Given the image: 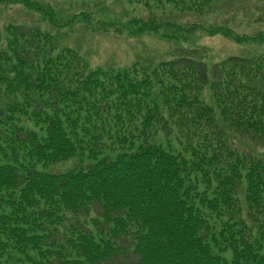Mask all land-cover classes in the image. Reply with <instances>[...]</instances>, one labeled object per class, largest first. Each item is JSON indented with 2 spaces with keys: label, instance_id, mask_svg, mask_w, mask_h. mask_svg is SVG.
I'll list each match as a JSON object with an SVG mask.
<instances>
[{
  "label": "trees",
  "instance_id": "trees-1",
  "mask_svg": "<svg viewBox=\"0 0 264 264\" xmlns=\"http://www.w3.org/2000/svg\"><path fill=\"white\" fill-rule=\"evenodd\" d=\"M219 1L142 0L149 20L116 25L85 0L67 19L0 0L52 28L0 32V264H264V55L185 44L249 40L205 20ZM77 23L176 47L93 67L60 39Z\"/></svg>",
  "mask_w": 264,
  "mask_h": 264
},
{
  "label": "rangeland",
  "instance_id": "rangeland-1",
  "mask_svg": "<svg viewBox=\"0 0 264 264\" xmlns=\"http://www.w3.org/2000/svg\"><path fill=\"white\" fill-rule=\"evenodd\" d=\"M41 4L50 5L58 12L61 19L71 18L75 14L76 4L79 0H37ZM73 1L74 8H71ZM91 10L98 14L100 8L103 14H98L106 22H127L133 19L149 20L150 14L144 7L142 0H134L128 4L126 0H85ZM214 6V7H213ZM212 7V15L205 20L211 24H223L233 30L235 35H247L249 40L237 44L223 36L208 37L204 32H198L185 40L187 46H196L206 54L209 65L218 63L231 55L255 57L264 55V0H221ZM166 12L173 9L165 6ZM48 8V6H45ZM151 8L157 17L163 18V10L157 9L151 2ZM22 7L9 8L5 10L0 7V32L5 31L8 25H34L37 22L40 28L51 30L48 23H39L40 17L37 13H28ZM168 13V14H169ZM122 19V20H121ZM65 29V28H64ZM57 31V30H56ZM100 33L91 34L86 27L77 23L74 28L62 30L60 39L63 45L71 48H81V53L93 67H125L139 60L159 61L161 58L169 57L175 50L176 44L168 43L148 33L140 37H129L126 33L115 34L113 29L109 31L99 30ZM58 38V37H57ZM262 38L256 42L251 39ZM185 45V46H186ZM81 46V47H80ZM71 169L70 164L56 167L54 171L66 172Z\"/></svg>",
  "mask_w": 264,
  "mask_h": 264
}]
</instances>
